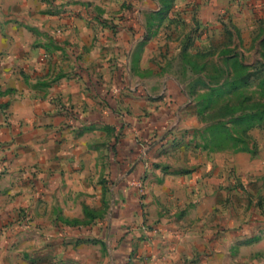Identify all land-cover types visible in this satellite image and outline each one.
Returning <instances> with one entry per match:
<instances>
[{"label":"rangeland","instance_id":"374dc122","mask_svg":"<svg viewBox=\"0 0 264 264\" xmlns=\"http://www.w3.org/2000/svg\"><path fill=\"white\" fill-rule=\"evenodd\" d=\"M236 1L241 5L251 0ZM175 2L150 1L154 8L160 3L159 10H145L144 26L132 33L108 22L117 18L118 13L104 10L97 14L101 21L99 34L113 37L102 43V50L108 49L109 56L104 61L127 72L132 88L137 84L143 87L141 93L146 101L141 100V103L129 100L130 88L126 93L117 92L123 108L145 128L159 113L167 110L168 115L172 114L164 127L148 132L137 142L142 154L139 162L145 165L141 202L146 204L148 178L157 179L161 184L166 178L191 174L194 169L180 167L179 162L206 152L211 166L206 180V199L201 208L203 217L185 219L182 225L211 232L217 245L210 252L215 264H264V126L249 129L245 142L238 141L241 137L236 134L231 140L223 141V122L232 118L226 114L229 108L225 103H239L252 114V103L259 97V79L225 97L223 91L227 90L223 80L229 74L264 75V65L259 63L264 61V4L259 13L253 11L247 16L234 12L213 17L210 13L205 18L203 13L208 14L205 12L208 8L203 10L210 0H183L180 9L173 11ZM69 30H58V34L64 33L63 39L47 44L53 56H58L53 61L55 67L73 68L71 52L83 65L77 49L80 44L76 27L71 26ZM90 108L99 110L102 105H84L85 110ZM84 132L96 135L88 143L100 148L103 159L108 156L112 141L121 142L127 135L122 127L112 126L90 125ZM236 145L245 149L238 150ZM135 164L137 162L132 165ZM103 169L105 176L101 179L108 184L112 179L106 172L105 161ZM109 191V186L105 185V194L99 203L84 200L79 217H65L59 207L50 220L42 219L33 225L41 230L35 235L10 236L1 230L5 250L0 252V258L4 259V264H116L118 259V264H131L138 257L139 247L148 239L146 232L151 230V224L164 219L173 222L175 216L174 221L177 218L180 221L193 203L181 204L182 208L174 214L179 198L159 201V216L144 219L138 229L135 223L131 225L126 221L129 213H125L124 204L107 197ZM172 191L175 193L174 189ZM74 204L70 203L72 207ZM51 225L56 231L44 234L43 230L49 231ZM122 226L129 232H119Z\"/></svg>","mask_w":264,"mask_h":264},{"label":"crops","instance_id":"0c3cea01","mask_svg":"<svg viewBox=\"0 0 264 264\" xmlns=\"http://www.w3.org/2000/svg\"><path fill=\"white\" fill-rule=\"evenodd\" d=\"M150 1L0 0V232L3 230L10 236L40 233L33 225L50 220L59 207L65 217H79L84 200L99 203L105 194L104 186L108 185L107 197L124 204L125 213H129L126 221L135 223L138 229L144 219L159 216V201L179 198L174 214L182 208L181 204L193 202L189 213L180 221L178 218L174 221L175 216L173 222L164 219L151 224V230L146 232L148 239L139 247L138 257L131 264L214 263L210 252L217 245L211 232L182 225L185 219L203 217L201 208L211 166L207 153H196L189 160L179 162L180 167L194 169L191 174L166 178L161 184L148 178L143 205L140 196L145 165L139 162L142 154L137 142L148 132L164 127L172 114L168 115L167 110L159 113L146 128L133 119L123 108L117 92L126 93L130 88L129 100L141 103L146 101L141 93L143 87L137 84L132 88L127 72L104 61L109 56L108 49L102 50V43L113 37L99 34V11L118 13L117 18L108 22L132 33L144 26L145 10H159L160 3L154 8ZM181 2L176 0L173 11L180 9ZM245 3L210 0L203 10L208 8L205 11L208 14L203 16L206 18L211 13L218 17L234 12L247 16L249 12H260L264 0ZM71 26L76 27L79 35L77 49L83 65L71 52L73 68L55 67L53 61L58 56H53L47 44L62 40L64 33L58 34V30L69 32ZM85 102L102 105L103 109L85 110L84 105H88ZM90 125L122 127L127 135L118 143L114 139L108 156L103 159L100 148L88 143L96 136L84 132ZM104 161L112 179L108 184L101 179L105 176ZM70 203L75 204L72 207ZM164 218L169 220L167 216ZM49 227V231L43 230L44 234L57 229L53 225ZM100 228L104 231L103 225ZM127 231L122 226L119 232ZM4 245L0 238V252L5 250ZM205 251L209 253L204 254ZM0 264H4V259L0 258Z\"/></svg>","mask_w":264,"mask_h":264},{"label":"trees","instance_id":"16d2710c","mask_svg":"<svg viewBox=\"0 0 264 264\" xmlns=\"http://www.w3.org/2000/svg\"><path fill=\"white\" fill-rule=\"evenodd\" d=\"M260 64L264 65V61H260ZM245 64H242L244 67ZM246 66V65H245ZM229 74L223 80V86L227 91H223V96L231 95L233 92H236L248 85L251 86L255 79H259V88L258 91L259 97L253 101L254 104V113L250 114L245 109L241 108L240 104L231 105L230 103H225L226 108H229L226 111L227 115H231V119L226 122H223V141L231 140L233 134L241 137L238 139L240 142H245L244 138L247 135L249 129L253 127H263L264 126V75H259L257 73L248 72V73H238L234 76ZM224 96V97H225ZM223 97V98H224ZM254 97V96H253ZM252 97V98H253ZM116 111V108H113ZM242 109V110H241ZM236 117H235V116ZM224 143V142H223ZM226 143V142H225ZM225 144H223V147ZM238 150H244V147L234 146ZM207 148V147H204Z\"/></svg>","mask_w":264,"mask_h":264}]
</instances>
